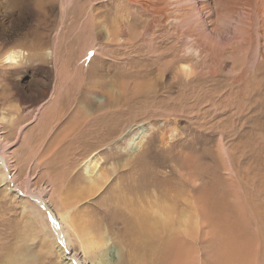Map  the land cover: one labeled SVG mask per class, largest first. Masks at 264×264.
<instances>
[{
  "label": "rangeland",
  "instance_id": "obj_1",
  "mask_svg": "<svg viewBox=\"0 0 264 264\" xmlns=\"http://www.w3.org/2000/svg\"><path fill=\"white\" fill-rule=\"evenodd\" d=\"M76 1L0 10V264H264V0Z\"/></svg>",
  "mask_w": 264,
  "mask_h": 264
},
{
  "label": "bare ground",
  "instance_id": "obj_2",
  "mask_svg": "<svg viewBox=\"0 0 264 264\" xmlns=\"http://www.w3.org/2000/svg\"><path fill=\"white\" fill-rule=\"evenodd\" d=\"M36 1H40V3H43L46 1L53 4L56 0H34V3H35V7H36ZM76 1V0H75ZM68 2V1H67ZM77 2V1H76ZM90 2V1H89ZM226 2V1H225ZM38 3V2H37ZM88 3V2H87ZM222 3V2H221ZM23 4V0H0V10L2 9L7 11L9 14L10 13H13V11H17V9H19ZM220 4V3H219ZM224 4V3H222ZM241 4V3H240ZM247 4V3H246ZM41 5V4H40ZM232 5V4H231ZM251 5V4H250ZM223 6V5H222ZM221 6V7H222ZM225 6V5H224ZM228 6V5H227ZM231 7V6H230ZM223 8V7H222ZM228 9V8H227ZM196 12V10H195ZM223 12V11H221ZM226 12V11H225ZM46 13V11H45ZM194 11L192 8L188 9V10H184V12L182 11V13L180 12V15H178L177 18L178 20H181V19H188L190 17V15L192 14V16L194 17L195 14H193ZM244 13V12H243ZM252 14V13H251ZM246 15V14H245ZM189 16V17H188ZM222 16V15H221ZM250 16V15H249ZM246 17V16H245ZM194 20V19H193ZM45 21V20H44ZM184 21V20H183ZM198 21V20H197ZM195 22V21H194ZM186 23V22H185ZM190 23V22H189ZM198 22H196L197 24ZM229 23V22H228ZM45 24V23H44ZM188 24V22H187ZM195 24V23H194ZM200 24V23H199ZM192 25V24H191ZM198 25V24H197ZM99 26V25H98ZM196 26V25H194ZM199 26V25H198ZM197 27V26H196ZM204 28V27H203ZM98 29V28H97ZM183 29V28H182ZM205 29V28H204ZM101 32H97V34L99 35H102V30H100ZM184 31V30H183ZM189 31V32H188ZM188 31H186V35H191L190 36H195L196 40H197V43L200 42L201 43V46H202V49H195V57L198 58V59H201V61H203V64L202 65H199V67L197 68V76L198 78H201L203 73H202V70L204 68V63L206 65V62L205 60L207 58H210L211 60V69H215L216 70V67H220L221 66V63L220 62V58L221 56H225V55H228V54H238V55H241V57L243 56L245 59H247V55H248V52H249V49H250V45L252 44V35L250 34V32L247 30H243V31H240V36L238 38H236L237 41H234L233 45L231 46H217L216 43H214L213 41H210V39H206L204 38L203 36L205 34L202 35V32L204 33L203 29H202V32H197L195 34H193L194 31H191L188 29ZM201 31V30H199ZM236 32V31H235ZM239 33V31H238ZM117 34V33H116ZM109 36H111L109 34ZM115 37V36H114ZM23 38V37H22ZM18 39V38H17ZM3 40V39H2ZM44 40H45V36L44 34L42 33V31H40L39 27H35L33 29H31L26 35H25V38L22 40V41H17L16 43H18L19 46H23L25 45V43H29L30 47H34L35 50L36 49H39L40 47H43L44 46ZM47 41V40H46ZM46 43V42H45ZM17 45V46H18ZM29 47V46H28ZM256 47V46H255ZM10 51V50H9ZM19 51V50H18ZM96 51V50H95ZM17 52V51H16ZM23 52V51H22ZM8 53V52H7ZM258 53V52H257ZM259 54V53H258ZM21 57L20 55L15 54V52H9V54H7L4 58H3V62L5 64H17L18 63V59L17 57ZM58 58V57H57ZM244 58H242V60H244ZM241 59V58H240ZM254 60V59H253ZM24 61V60H23ZM257 61V60H256ZM20 62V61H19ZM246 63V61H242L241 65H239L240 67L241 66H245L244 64ZM248 63V62H247ZM208 65V64H207ZM214 66H216L214 68ZM188 66H185L184 68H186ZM252 67V66H251ZM255 67V66H254ZM210 69V70H211ZM220 69V68H219ZM185 72L184 74L185 75H190L193 71L190 69V68H186L184 69ZM214 70V71H215ZM220 71V70H219ZM212 73V72H211ZM217 73V72H216ZM245 74V71L243 72ZM203 78V77H202ZM43 90V89H42ZM12 93V92H11ZM13 94V93H12ZM10 94V95H12ZM9 96V93L7 94ZM14 95V94H13ZM49 113V112H48ZM1 136H0V161H1V164L8 176V181L12 182V177H11V174H10V168L9 166L7 165V162L5 161L4 157L2 156V152L5 151V150H2V146H3V142L1 141ZM135 148V147H134ZM6 149V148H5ZM8 159V158H7ZM5 177V175H4ZM14 185V184H13ZM121 187V186H120ZM43 189V188H42ZM126 188H124L125 190ZM44 190V189H43ZM119 190V189H118ZM46 191V190H45ZM124 192V191H123ZM30 196H32V198L34 199V201L37 203L38 207H40L42 210H46L48 213H49V216L50 219H51V224H53V230L55 231L57 237L59 238L60 241H64V236H65V239L67 240V242L69 243L68 245L70 246V248L72 247L70 244H71V239L70 237H68V233L65 231L64 227L62 226V223L60 222V218L57 216L56 213H54V210L52 209L53 207H51V205L49 204L50 202H48L47 200H45L44 198L42 197H37V196H34L32 195L31 193H29ZM27 193V195H29ZM127 194V193H126ZM259 194H262L264 196V189L259 193ZM37 195V194H35ZM126 202H127V199H126ZM135 204V202H133ZM149 205H151V210L150 212L146 211V210H141L140 213L138 212V206L135 204V209H132V214L135 218H138L140 219L143 218L145 216V220L141 223V226L143 229L147 230L145 233H150L152 232L153 230V220L155 219L156 220V215L158 214L157 211H156V214L153 213V202H149ZM137 211V214L136 212ZM162 214V213H161ZM159 216V215H158ZM53 221H55V223H53ZM159 222V221H158ZM159 228V227H158ZM236 230H238L236 228ZM70 235V234H69ZM159 235V234H158ZM162 235V234H161ZM114 236V235H113ZM166 236V234H165ZM150 238V237H149ZM152 240V239H151ZM167 242V241H166ZM107 243V242H106ZM74 258L73 259H70L69 261L71 263L69 264H87V262L84 260L81 259V257L79 258L77 255H74L73 256ZM68 264V263H67ZM100 264V263H99Z\"/></svg>",
  "mask_w": 264,
  "mask_h": 264
},
{
  "label": "snow or ice",
  "instance_id": "obj_3",
  "mask_svg": "<svg viewBox=\"0 0 264 264\" xmlns=\"http://www.w3.org/2000/svg\"><path fill=\"white\" fill-rule=\"evenodd\" d=\"M53 223H55V221H53Z\"/></svg>",
  "mask_w": 264,
  "mask_h": 264
}]
</instances>
